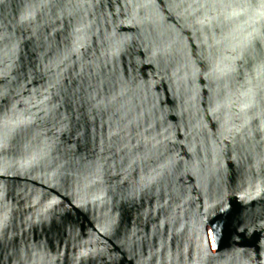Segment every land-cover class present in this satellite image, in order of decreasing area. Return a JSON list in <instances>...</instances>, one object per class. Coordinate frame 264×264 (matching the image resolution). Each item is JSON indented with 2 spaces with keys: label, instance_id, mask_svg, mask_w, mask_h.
Segmentation results:
<instances>
[{
  "label": "water",
  "instance_id": "water-1",
  "mask_svg": "<svg viewBox=\"0 0 264 264\" xmlns=\"http://www.w3.org/2000/svg\"><path fill=\"white\" fill-rule=\"evenodd\" d=\"M0 264H264V0H0Z\"/></svg>",
  "mask_w": 264,
  "mask_h": 264
}]
</instances>
